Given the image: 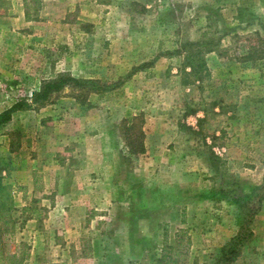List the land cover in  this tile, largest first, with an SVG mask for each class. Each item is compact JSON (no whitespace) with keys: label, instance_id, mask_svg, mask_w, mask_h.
I'll list each match as a JSON object with an SVG mask.
<instances>
[{"label":"rangeland","instance_id":"obj_1","mask_svg":"<svg viewBox=\"0 0 264 264\" xmlns=\"http://www.w3.org/2000/svg\"><path fill=\"white\" fill-rule=\"evenodd\" d=\"M23 2L0 0V112L60 75L107 86L0 128L25 264H154L179 228L180 264H264V0ZM187 41L212 48L200 79Z\"/></svg>","mask_w":264,"mask_h":264},{"label":"trees","instance_id":"obj_2","mask_svg":"<svg viewBox=\"0 0 264 264\" xmlns=\"http://www.w3.org/2000/svg\"><path fill=\"white\" fill-rule=\"evenodd\" d=\"M24 5L28 6V0H24ZM25 17L27 20L30 19V14L26 12ZM239 19H242V16H238ZM260 40L264 42V39ZM202 43L199 41H187L182 45L183 52L185 49H188V65L191 67L193 72L196 76L200 79L202 77V71L208 72L206 60L203 57L204 51H212L211 47H201ZM255 49V47H253ZM180 51L178 53L181 54ZM259 50L255 49L253 51V55H256ZM158 59V56L155 60L151 61L146 65H151ZM186 67V66H185ZM67 86H74V87H83L88 86L90 89L100 92L102 90H106V87H101L98 82L94 80H83L77 77H73L71 75H60L54 79L44 81L41 85L39 91H35L32 95L31 102L27 101L26 99H21L13 103L10 107L0 112V128L8 123L13 114L21 109L30 108L33 104H38L40 102H46L49 100L50 96L55 93L59 92ZM92 88H91V87ZM140 137L143 139L145 137L144 132L140 133ZM139 146L141 144V151L143 150V143H138ZM138 144L136 146H138ZM135 144L132 145V150L134 152H139L134 147ZM18 190H24L23 186H18ZM254 189H264V183L260 187H254ZM14 192L10 185H2L0 180V264H25V262L30 257L31 245L27 242L22 240H17L16 235V218L13 217V200H14ZM264 200V194L260 195L257 199V206L254 207V215L261 207L262 201ZM31 209L36 213V218L41 217L40 210L37 207L32 206H25L23 207L22 213H27ZM34 215V216H35ZM251 215V216H252ZM250 216V217H251ZM187 230L183 228H179L175 233V243L170 244L167 230L164 231V245L162 248V253L154 260V264H180V258L176 251L185 250L188 251V247L191 243L190 237L186 236ZM234 246L232 250L229 252H224L223 257L227 258V260L232 259V255H234L238 251V246L242 242L240 238H236L234 240ZM236 251V252H235ZM176 252V253H175ZM235 252V253H234ZM85 252L83 255L85 256ZM56 264H63V263H56Z\"/></svg>","mask_w":264,"mask_h":264},{"label":"crops","instance_id":"obj_3","mask_svg":"<svg viewBox=\"0 0 264 264\" xmlns=\"http://www.w3.org/2000/svg\"><path fill=\"white\" fill-rule=\"evenodd\" d=\"M24 1V0H23ZM24 3V2H23ZM25 15V14H24Z\"/></svg>","mask_w":264,"mask_h":264}]
</instances>
